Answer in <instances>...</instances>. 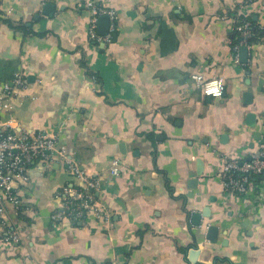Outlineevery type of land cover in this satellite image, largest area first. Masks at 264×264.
<instances>
[{
    "label": "crops",
    "instance_id": "obj_1",
    "mask_svg": "<svg viewBox=\"0 0 264 264\" xmlns=\"http://www.w3.org/2000/svg\"><path fill=\"white\" fill-rule=\"evenodd\" d=\"M89 1L117 14L108 44L88 39ZM263 27L264 0H3L0 93L15 73L26 87L0 119L56 134L100 177L109 220L52 222L55 192L75 178L58 160L37 163L18 188L33 211L7 207L21 243L0 242V264H264V183L242 199L217 177L224 156L264 146ZM193 74L223 79V97L204 96Z\"/></svg>",
    "mask_w": 264,
    "mask_h": 264
},
{
    "label": "built area",
    "instance_id": "obj_2",
    "mask_svg": "<svg viewBox=\"0 0 264 264\" xmlns=\"http://www.w3.org/2000/svg\"><path fill=\"white\" fill-rule=\"evenodd\" d=\"M3 0H0V3ZM86 7L90 13L88 39L94 43L108 44L113 40L117 29V14L113 9L89 1ZM7 10V14H11ZM106 16L109 20L106 35L97 33L99 17ZM235 30L238 36L234 51L241 47H249L252 37L250 23L245 20L236 21ZM264 29V27L262 28ZM191 79L201 93L211 99L222 98L225 92V82L221 78L206 79L201 74L191 75ZM25 82L21 74L15 73L9 83L2 87L0 93V115L11 109V99L21 96L25 90ZM56 134L44 131L20 130L0 119V242L8 244L21 243L18 229L6 224L7 207H14L16 213L25 215L33 211L32 207L24 204L19 197L18 188L29 181V171L37 163L44 164L48 169L54 160L66 165L67 171L75 178V182L63 185L58 189L53 200L55 205L50 213L54 223L84 224L90 217L107 222L109 214L99 202L96 193L100 188V177L90 176L79 169L72 157L59 146ZM109 174L115 177L119 174V163L112 160ZM224 191L236 197L247 199L254 189V178L264 183V146L250 151L245 159L223 157V163L217 172ZM109 264H116L111 262Z\"/></svg>",
    "mask_w": 264,
    "mask_h": 264
},
{
    "label": "water",
    "instance_id": "obj_3",
    "mask_svg": "<svg viewBox=\"0 0 264 264\" xmlns=\"http://www.w3.org/2000/svg\"><path fill=\"white\" fill-rule=\"evenodd\" d=\"M97 30H98V33L100 35H106L107 32H108V27H109V20L106 16H102V17H99L98 18V21H97ZM240 51H241V54H242V57L246 56L247 54V47L246 46H241L240 47ZM243 61L245 62L246 61V58L244 57L243 58ZM249 97L251 96L250 93H245V97ZM248 102H251L248 101ZM253 115H251L250 117H252ZM208 215L206 214V212H203L202 214V217H207ZM200 219H201V215L200 214H194L193 215V221H194V224L195 225H199L200 223ZM209 233H215L216 231V228L215 227H209L208 229ZM210 239H213L211 237H209ZM190 256L191 258H195L197 256V253L195 251H192V253H190ZM192 259V260H193Z\"/></svg>",
    "mask_w": 264,
    "mask_h": 264
},
{
    "label": "trees",
    "instance_id": "obj_4",
    "mask_svg": "<svg viewBox=\"0 0 264 264\" xmlns=\"http://www.w3.org/2000/svg\"><path fill=\"white\" fill-rule=\"evenodd\" d=\"M253 29H254V28H253ZM255 30H257V27L255 28ZM254 32H255V31H254ZM251 40H252V38H250L249 43L251 42ZM236 44H237V42H236ZM236 44H235V45H236ZM258 181H259V179H258ZM19 216H20V217H23V215H22L21 213L19 214Z\"/></svg>",
    "mask_w": 264,
    "mask_h": 264
}]
</instances>
